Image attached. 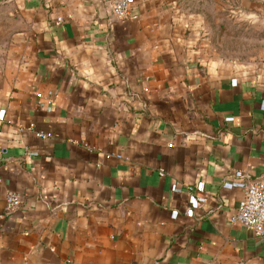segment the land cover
<instances>
[{
  "label": "crops",
  "instance_id": "1",
  "mask_svg": "<svg viewBox=\"0 0 264 264\" xmlns=\"http://www.w3.org/2000/svg\"><path fill=\"white\" fill-rule=\"evenodd\" d=\"M0 22V264H264L230 222L237 173L264 178V59L211 61L171 0H2Z\"/></svg>",
  "mask_w": 264,
  "mask_h": 264
},
{
  "label": "rangeland",
  "instance_id": "2",
  "mask_svg": "<svg viewBox=\"0 0 264 264\" xmlns=\"http://www.w3.org/2000/svg\"><path fill=\"white\" fill-rule=\"evenodd\" d=\"M171 2L201 20L202 48L211 61L251 67L264 59V0ZM3 28L0 22V32ZM9 46L10 40L1 38L0 33V62L6 59Z\"/></svg>",
  "mask_w": 264,
  "mask_h": 264
},
{
  "label": "built area",
  "instance_id": "3",
  "mask_svg": "<svg viewBox=\"0 0 264 264\" xmlns=\"http://www.w3.org/2000/svg\"><path fill=\"white\" fill-rule=\"evenodd\" d=\"M48 5L51 0H40ZM131 0H108L111 13L120 19L130 15ZM61 21L60 17L56 18ZM32 127V124L30 125ZM38 135L44 137L42 132ZM2 149L0 146V158ZM237 175L243 180L242 197L230 217V222L238 223L252 231L255 236L264 238V178L251 177L248 172L240 171ZM200 201V198H197ZM21 203L20 197L15 193H9L6 197L5 212L11 213Z\"/></svg>",
  "mask_w": 264,
  "mask_h": 264
}]
</instances>
